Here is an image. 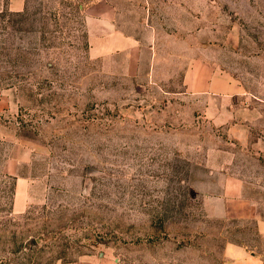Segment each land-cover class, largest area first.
I'll return each mask as SVG.
<instances>
[{"label":"rangeland","instance_id":"rangeland-1","mask_svg":"<svg viewBox=\"0 0 264 264\" xmlns=\"http://www.w3.org/2000/svg\"><path fill=\"white\" fill-rule=\"evenodd\" d=\"M98 1L0 9V264H264V0Z\"/></svg>","mask_w":264,"mask_h":264},{"label":"crops","instance_id":"crops-1","mask_svg":"<svg viewBox=\"0 0 264 264\" xmlns=\"http://www.w3.org/2000/svg\"><path fill=\"white\" fill-rule=\"evenodd\" d=\"M25 0H0V9L6 8L14 13H18L23 10ZM91 14L97 18L100 24H107L109 27H113L117 24V21H112L113 16H116V8L110 5L107 1H98L91 5ZM131 41L136 42L133 36H130ZM196 68L193 67L188 70L185 78V84L191 94L203 95V94H225L228 92V80L226 76H214L206 73L205 75L198 74ZM14 161L9 162L13 163ZM8 164V163H7ZM8 173H13L10 168ZM242 186L234 181H228L224 188V196L227 198V202L232 206H229L228 214L234 218V216H246L253 210L249 200L241 197ZM238 209V210H237ZM236 257V264H257V256L252 252L247 253L244 249H236L231 252ZM59 264H126L119 256L111 255L107 252H101L96 255L85 256L79 260L72 262H65Z\"/></svg>","mask_w":264,"mask_h":264}]
</instances>
